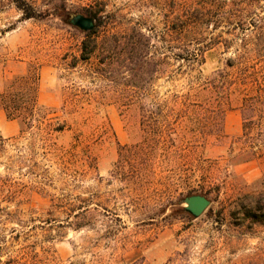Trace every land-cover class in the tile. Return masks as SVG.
Segmentation results:
<instances>
[{
  "label": "rangeland",
  "instance_id": "374dc122",
  "mask_svg": "<svg viewBox=\"0 0 264 264\" xmlns=\"http://www.w3.org/2000/svg\"><path fill=\"white\" fill-rule=\"evenodd\" d=\"M26 2L42 16L0 0V93L37 75L42 109L28 124L0 106V264H264V108L244 124L245 91L207 86L256 66L227 59L264 0L207 12L199 62L175 30L198 0ZM76 14L100 18L91 38Z\"/></svg>",
  "mask_w": 264,
  "mask_h": 264
},
{
  "label": "trees",
  "instance_id": "16d2710c",
  "mask_svg": "<svg viewBox=\"0 0 264 264\" xmlns=\"http://www.w3.org/2000/svg\"><path fill=\"white\" fill-rule=\"evenodd\" d=\"M16 6L25 14V18L39 17L42 14L35 11L26 0H14ZM199 6L189 8L180 14L179 27L175 28L178 33L180 58L191 62H199L206 50L211 48L213 44H201V40L207 37L206 26L202 24V19L214 7L223 6L229 12L237 3V0H198ZM242 7L246 9L261 4L263 0H238ZM260 6V5H259ZM262 7V6H261ZM208 12V13H207ZM185 13V14H184ZM95 19V28L85 32L88 38H91L96 32L97 26L100 24V18L96 14H87ZM236 32H227L230 37L224 38L220 44L223 49L229 51L236 44V34L242 35L241 43L236 44L234 52L236 57L227 59V66L235 67L234 59H242L247 56L250 59L257 61L256 66L245 72L244 75L238 76L234 80L227 77L216 81V78L223 76L222 71H217L211 81H208L207 86L211 89L219 88L226 96L227 102H230V96L233 93H243L241 97V110L244 124L253 118V112L258 110V106L264 108V16H259L257 21H244L238 27H235ZM94 42V41H92ZM93 48L87 49V45L82 51V58H87L93 52ZM31 80H34L32 83ZM30 81V82H29ZM17 85H21L20 89L13 92L0 93V106L6 112L8 117L13 119H21L23 123L26 121L31 124L37 117L40 116L41 107L37 101V75L33 77L29 74L16 79ZM32 83V85H30ZM228 102V103H229ZM22 103H26L25 105ZM260 110V109H259ZM219 126L222 125V117L218 121ZM59 126L57 130H61ZM193 195V194H192ZM183 210V208H181Z\"/></svg>",
  "mask_w": 264,
  "mask_h": 264
},
{
  "label": "water",
  "instance_id": "95a60500",
  "mask_svg": "<svg viewBox=\"0 0 264 264\" xmlns=\"http://www.w3.org/2000/svg\"><path fill=\"white\" fill-rule=\"evenodd\" d=\"M71 24L88 32L95 28V19L83 14H76L70 19ZM185 211L193 217H199L210 204V199L204 194H193L185 197L180 202Z\"/></svg>",
  "mask_w": 264,
  "mask_h": 264
}]
</instances>
